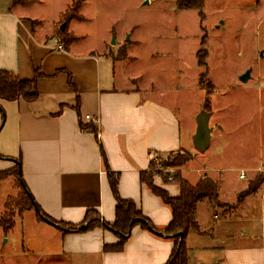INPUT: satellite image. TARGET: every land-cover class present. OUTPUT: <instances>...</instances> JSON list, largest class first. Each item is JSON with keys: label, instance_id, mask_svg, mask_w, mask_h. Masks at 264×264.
Returning a JSON list of instances; mask_svg holds the SVG:
<instances>
[{"label": "crops", "instance_id": "obj_1", "mask_svg": "<svg viewBox=\"0 0 264 264\" xmlns=\"http://www.w3.org/2000/svg\"><path fill=\"white\" fill-rule=\"evenodd\" d=\"M39 2L23 6L14 0H0V71L28 81L37 73L40 76L37 100H0V171L15 168L20 160L23 183L32 200L40 212L57 222L79 225L88 210H95L112 225L116 200L103 165L102 146L108 166L120 174V197L134 201L158 232L136 226L122 251L105 252V246L118 242L111 231L97 228L64 235L40 220L36 210H29L16 218L25 221L22 231L29 250L59 264H166L174 242L163 231L172 220V212L140 182V174L149 170L154 155L191 153L193 149L183 140L180 118L173 106L162 100L163 91L141 86L124 70L131 44L115 36L126 58L120 60L108 54L107 41L112 35L99 46L85 47L80 44L84 36L70 31L75 40L65 45L56 37L54 25L49 29L26 12ZM60 44L65 47L61 52L57 51ZM81 123L95 125L97 133L82 130ZM195 129L190 133L192 148ZM183 169L179 171L184 178ZM210 172L204 164L193 184ZM214 180L219 185L220 180ZM5 181L0 182V218L10 198L2 190ZM153 181L170 196L180 193L177 183L164 182L160 176ZM243 188L240 186L237 194ZM221 192L220 188L221 203H230ZM237 200L241 206L247 203L239 197ZM201 204L208 217L214 215L216 229L235 220L219 218L213 209L216 207L205 200L196 209L198 226ZM242 215L240 222H247ZM15 227L16 223L10 231H0L1 237L9 240ZM202 228L186 238L188 264H264V238L255 237L254 228L249 230L250 235L240 236L229 230L221 236L226 243L215 241ZM244 230L241 227L242 234Z\"/></svg>", "mask_w": 264, "mask_h": 264}, {"label": "rangeland", "instance_id": "obj_2", "mask_svg": "<svg viewBox=\"0 0 264 264\" xmlns=\"http://www.w3.org/2000/svg\"><path fill=\"white\" fill-rule=\"evenodd\" d=\"M73 1L40 0L26 12L49 29L54 25L59 41L64 24L66 31L84 36L80 44L85 47L99 46L112 35L107 41L108 54L115 60L126 59L115 36L131 44L124 70L141 86L147 84L151 91L164 92L162 100L175 109L185 145L193 149L192 161L181 168L184 179L195 183L206 164L211 172L200 179L206 176L220 180L221 195L230 202L213 208L219 218H235L217 229L214 215L208 217L203 204L199 205L203 231L224 243L222 237L229 230L240 236L250 235L249 230L254 228L253 235L264 238V0H205L201 10H178L177 0H87L80 11L84 21L65 23L63 13ZM202 49L206 54L204 67L196 56ZM247 73L244 82L242 77ZM206 104L211 107L213 135L208 150L200 153L192 148L190 133ZM180 152L159 154L152 163L157 171L173 177L178 169L159 163ZM241 171L246 174L244 181L238 179ZM6 180L2 190L13 202L5 207L0 220L4 216L15 220L24 204L16 199L20 188L15 179ZM243 185V191L237 194ZM249 187L254 190L249 191ZM239 196L247 201L245 206L239 205ZM242 212L247 222H240ZM17 219L9 240L0 234V264H59L30 251L22 231L25 221ZM241 227L245 229L243 234Z\"/></svg>", "mask_w": 264, "mask_h": 264}, {"label": "trees", "instance_id": "obj_3", "mask_svg": "<svg viewBox=\"0 0 264 264\" xmlns=\"http://www.w3.org/2000/svg\"><path fill=\"white\" fill-rule=\"evenodd\" d=\"M86 1L87 0H74L72 5L63 13V22L70 23L74 20L84 21V17L80 13V11ZM204 1L205 0H177V9L201 10L204 7ZM14 2L15 4L28 6L38 2V0H14ZM59 35H61L62 42L65 45H68L75 40V37L65 29L63 31H60ZM205 43L206 42L203 41L202 44ZM196 56H198L199 65L204 67L206 65L205 49L200 50ZM34 77L35 78L31 81L22 80L16 74L14 75L13 73L5 70L0 71V100L15 102L16 100L22 99L27 103H31L37 100L39 97V92H37L36 83L40 76L37 73ZM204 77L205 75H203V78ZM203 109L211 111V107L207 104L203 107ZM81 129L93 134L97 133L96 126L92 124L85 126L81 123ZM100 152L102 153L103 165L107 172L108 183H110L113 198H115L116 200V217L112 225L105 223L101 217V214H99V212L95 210H88L85 213L86 215L83 222H81V224L79 225L57 222L51 217L49 218L47 215H44L42 212L36 213V216H38L40 220L57 227L64 235H66V233L88 232L97 228L109 230L118 237V242L116 244H113V246H105L104 251H122L134 227L139 226L140 228L147 229L152 233H157L158 230L153 226L149 218H147L144 213L138 209L134 201L130 199L125 200L120 197V174L114 172L108 166L106 153L104 152L102 146L100 148ZM180 153L182 154H177L171 159H168L166 162L159 163V165L163 167H175L176 169H178V172L172 177V181H169L170 183L174 182L179 184L180 193L178 196H170L167 190L155 185L153 181L155 176L159 175L162 180L167 183H169L167 180L170 176L168 174L165 175L161 173L159 170L157 171L156 166H154L152 162H150L149 170L144 171L140 174V182L142 184H145L153 193V195L159 197L162 203L169 208L170 212H172V220L163 231V233L174 242V249L169 257L170 259L166 264L189 263L190 257L186 238L190 235L191 232L200 231L196 211L198 204L207 200L212 206L216 208H220L222 205L219 195V186L215 180L205 176L203 179H199L200 181L198 183L192 184L182 177L179 170L186 166V164L193 157L190 152L181 151ZM20 166L21 161L18 160L17 165L15 166V168H13V171H0V182H3V180H6L8 178L15 179L16 185H18L20 188V193L16 199L20 202V204H24L20 212V214H22L25 211L35 210V201L32 200V197L28 190L24 188L23 185H21L23 179L22 175L19 173ZM257 178V181L259 183L262 182L260 176H258ZM252 190L254 189H251V187H249V191ZM239 199H241V196H239ZM12 202V200L8 199L6 207ZM14 225V217L4 216L0 220V229H2L3 232L10 231L14 227ZM82 225H84L85 228H82ZM180 234H182L183 237H180Z\"/></svg>", "mask_w": 264, "mask_h": 264}, {"label": "water", "instance_id": "obj_4", "mask_svg": "<svg viewBox=\"0 0 264 264\" xmlns=\"http://www.w3.org/2000/svg\"><path fill=\"white\" fill-rule=\"evenodd\" d=\"M64 27H65V24L60 29L63 31ZM247 76H248V73L247 75L242 77V80L244 82L247 80ZM210 117H211V112L205 109H202V111L196 116L197 118L196 119V129H195V135L192 141H193L194 148L200 153H203L208 150V147L212 139L213 128L210 126V119H211ZM19 173L21 174L20 168H19ZM21 185H23V187L26 188L23 181L21 182ZM35 210L37 213H40V210L38 209L36 204H35ZM82 228H85V226L82 225ZM180 237H183V235L180 234Z\"/></svg>", "mask_w": 264, "mask_h": 264}, {"label": "built area", "instance_id": "obj_5", "mask_svg": "<svg viewBox=\"0 0 264 264\" xmlns=\"http://www.w3.org/2000/svg\"><path fill=\"white\" fill-rule=\"evenodd\" d=\"M64 49H65L64 45H63V44H60V46L57 48V51L61 52V51H63ZM86 119L89 120L90 117H89V116H86ZM157 155H159V154H157ZM157 155H154V156H153V159H154V157L157 156ZM153 159H152V161H153ZM239 177H240L241 179H246V174H245V172H244V171H241L240 174H239ZM168 181L171 182V181H172V177H169V178H168Z\"/></svg>", "mask_w": 264, "mask_h": 264}]
</instances>
